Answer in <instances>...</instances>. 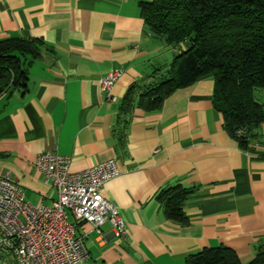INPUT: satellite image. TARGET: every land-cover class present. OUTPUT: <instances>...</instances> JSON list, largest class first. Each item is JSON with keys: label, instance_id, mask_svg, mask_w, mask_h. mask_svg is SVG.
<instances>
[{"label": "crops", "instance_id": "1", "mask_svg": "<svg viewBox=\"0 0 264 264\" xmlns=\"http://www.w3.org/2000/svg\"><path fill=\"white\" fill-rule=\"evenodd\" d=\"M141 1L150 0H0V41H42L27 86L0 94V173L32 203L51 204L58 190L35 167L40 153L70 156L73 171L117 161L120 174L104 194L129 235L107 222L101 237L79 223L86 264H186L221 244L248 263L264 252V122L242 148L214 103L212 74L178 88L158 110L139 107L141 89L161 81L179 52L148 29ZM114 69L123 73L107 91L101 81ZM256 95L264 103V89ZM177 184L194 189L186 224L169 219L156 199ZM0 253L13 255L1 245Z\"/></svg>", "mask_w": 264, "mask_h": 264}, {"label": "trees", "instance_id": "2", "mask_svg": "<svg viewBox=\"0 0 264 264\" xmlns=\"http://www.w3.org/2000/svg\"><path fill=\"white\" fill-rule=\"evenodd\" d=\"M148 29L179 49L164 78L141 89L138 106L158 110L178 88L212 74L214 103L228 132L239 145L251 147L264 122V0H150L141 1ZM40 39L8 38L0 41V94L28 84L30 58L41 52ZM134 89L125 107L134 104ZM194 189L177 184L159 190L156 199L165 215L188 223L184 205ZM186 264H264V252L243 263L226 245L205 247L186 258Z\"/></svg>", "mask_w": 264, "mask_h": 264}, {"label": "built area", "instance_id": "3", "mask_svg": "<svg viewBox=\"0 0 264 264\" xmlns=\"http://www.w3.org/2000/svg\"><path fill=\"white\" fill-rule=\"evenodd\" d=\"M123 71L114 69L101 81L110 91ZM72 158L56 150L40 153L35 167L58 190L51 204H34L10 173H0V245L18 264H86L90 257L79 223H90L103 237L109 222L122 237L129 235L119 208L104 194L105 184L120 174L115 159L79 171Z\"/></svg>", "mask_w": 264, "mask_h": 264}, {"label": "rangeland", "instance_id": "4", "mask_svg": "<svg viewBox=\"0 0 264 264\" xmlns=\"http://www.w3.org/2000/svg\"><path fill=\"white\" fill-rule=\"evenodd\" d=\"M0 264H18L15 257L13 255L5 256L0 253Z\"/></svg>", "mask_w": 264, "mask_h": 264}]
</instances>
